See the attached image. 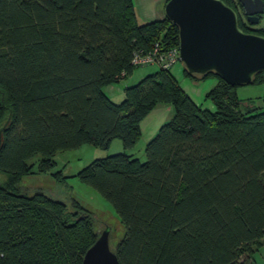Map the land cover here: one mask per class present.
<instances>
[{
    "label": "trees",
    "instance_id": "trees-1",
    "mask_svg": "<svg viewBox=\"0 0 264 264\" xmlns=\"http://www.w3.org/2000/svg\"><path fill=\"white\" fill-rule=\"evenodd\" d=\"M223 1L251 34L238 0ZM157 42L179 48L178 28L166 18L139 24L133 0H0V264H83L100 236L90 214L19 183L37 172L61 183L69 177L54 172L57 154L116 138L122 153L74 178L124 227L110 243L120 264H255L264 246V105L241 100L242 86L185 68L193 79H218L205 96L213 110L160 69L113 102L105 87L130 77L134 54ZM263 83L260 73L252 84ZM159 103L173 105L174 118L141 160L139 124Z\"/></svg>",
    "mask_w": 264,
    "mask_h": 264
},
{
    "label": "rangeland",
    "instance_id": "rangeland-1",
    "mask_svg": "<svg viewBox=\"0 0 264 264\" xmlns=\"http://www.w3.org/2000/svg\"><path fill=\"white\" fill-rule=\"evenodd\" d=\"M166 2L167 0H133L137 22L143 24L147 23L151 17H165ZM246 23L248 24V31L258 35L260 29L264 30V14L261 16L259 24L251 25L247 21ZM158 70L156 66L136 68L127 79L105 87V92L113 102L120 104L125 98L127 87L137 85L145 77L157 73ZM171 73L178 78L179 83L184 87L183 90L190 94L193 100L204 107L211 105L213 108V105L205 100V96L217 85L218 79L216 77L211 76L203 80L188 77L185 75L184 66L180 62L172 67ZM236 91L241 100H256L258 105H264V83L237 87ZM174 114L173 105L159 103L151 114L139 124L142 138L134 149L136 157L141 160L145 159L144 153L147 143L156 136L165 123L174 118ZM123 151L122 139L116 138L105 148L83 145L79 149L59 153L54 158L56 162L54 172L60 171L64 177H69L68 179L59 183L50 174L37 172V174L23 177L19 183V189L28 194L46 193L66 203L69 211L83 208L92 217L99 235L107 228H111L110 243L112 248H116L125 232L114 209L96 190L82 183L78 178H74V176L94 160L116 155ZM32 163H35V171H37L38 159L33 160ZM3 181L4 177L0 174V183ZM253 261L255 264H264V246L253 255Z\"/></svg>",
    "mask_w": 264,
    "mask_h": 264
},
{
    "label": "water",
    "instance_id": "water-1",
    "mask_svg": "<svg viewBox=\"0 0 264 264\" xmlns=\"http://www.w3.org/2000/svg\"><path fill=\"white\" fill-rule=\"evenodd\" d=\"M238 2L248 23L259 24L264 0ZM165 18L179 30V61L190 76L214 73L231 86H247L264 73V36L245 33L237 12L223 0H169ZM110 236L107 228L86 252L83 264H120Z\"/></svg>",
    "mask_w": 264,
    "mask_h": 264
},
{
    "label": "built area",
    "instance_id": "built-area-1",
    "mask_svg": "<svg viewBox=\"0 0 264 264\" xmlns=\"http://www.w3.org/2000/svg\"><path fill=\"white\" fill-rule=\"evenodd\" d=\"M179 48L171 50H164L161 42H157L149 50H140L133 56L131 65L134 68L157 67L160 70H171L177 63H179ZM125 78V73L122 74L120 80Z\"/></svg>",
    "mask_w": 264,
    "mask_h": 264
},
{
    "label": "crops",
    "instance_id": "crops-1",
    "mask_svg": "<svg viewBox=\"0 0 264 264\" xmlns=\"http://www.w3.org/2000/svg\"><path fill=\"white\" fill-rule=\"evenodd\" d=\"M150 20L148 22H152V21H158V20H164L165 17L164 16H156V17H151L149 18ZM175 78L178 80V78L175 76ZM181 85V84H180ZM181 87L184 89V87L181 85ZM186 92V91H185ZM187 93V92H186ZM190 97H192L190 94H188ZM197 105L202 106L203 109H209L212 110V106L211 105H207V107H204L202 104H199L198 102H196L195 100H193Z\"/></svg>",
    "mask_w": 264,
    "mask_h": 264
}]
</instances>
